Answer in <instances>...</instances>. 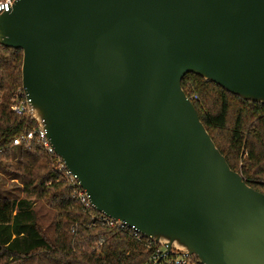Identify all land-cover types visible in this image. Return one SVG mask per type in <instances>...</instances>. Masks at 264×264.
Returning <instances> with one entry per match:
<instances>
[{"label": "water", "instance_id": "obj_1", "mask_svg": "<svg viewBox=\"0 0 264 264\" xmlns=\"http://www.w3.org/2000/svg\"><path fill=\"white\" fill-rule=\"evenodd\" d=\"M0 45L96 212L200 264H264V193L181 87L193 73L264 106V0H15Z\"/></svg>", "mask_w": 264, "mask_h": 264}, {"label": "trees", "instance_id": "obj_2", "mask_svg": "<svg viewBox=\"0 0 264 264\" xmlns=\"http://www.w3.org/2000/svg\"><path fill=\"white\" fill-rule=\"evenodd\" d=\"M21 59L20 49L0 45V159L16 150L22 187L20 198L0 195V264H144L149 251L140 243L115 229L91 225L55 170L53 157L36 140L29 147L13 145L24 127L35 126L28 116L10 110L21 87ZM181 87L229 167L264 193V106L193 73L181 79ZM39 203L49 209L45 229Z\"/></svg>", "mask_w": 264, "mask_h": 264}, {"label": "built area", "instance_id": "obj_3", "mask_svg": "<svg viewBox=\"0 0 264 264\" xmlns=\"http://www.w3.org/2000/svg\"><path fill=\"white\" fill-rule=\"evenodd\" d=\"M14 2L15 0H0V12L9 11ZM10 110L19 117L28 116L30 120H33L28 113L27 100L21 87L11 98ZM33 140H36L39 143V146L46 152V154L53 157L55 161V170L64 176L68 187L72 191V198L78 202L80 210L90 216L92 226L115 229L118 232L126 234L130 239L140 243L149 251V256L144 264H200L196 257L187 255L186 253L177 251L173 248L167 252L165 246L154 243L152 240L145 238L140 232L133 227H129L124 221H118L103 213L96 212L89 196L85 190L79 186L76 177L66 169L62 160L54 153V148L46 137L45 130H43L36 122L35 126L24 127L22 132L13 139V145L15 147L21 145L29 147ZM76 225L77 224L72 227V233L76 232ZM102 242L103 240H101L99 244Z\"/></svg>", "mask_w": 264, "mask_h": 264}, {"label": "rangeland", "instance_id": "obj_4", "mask_svg": "<svg viewBox=\"0 0 264 264\" xmlns=\"http://www.w3.org/2000/svg\"><path fill=\"white\" fill-rule=\"evenodd\" d=\"M17 152L14 150L11 157L0 159V195H7L15 198L21 197V183L16 173V168L18 167ZM43 212H41V222L40 224L45 229L48 223L47 215L49 209L46 205L41 204ZM37 204L36 206H38ZM50 234V233H48Z\"/></svg>", "mask_w": 264, "mask_h": 264}]
</instances>
